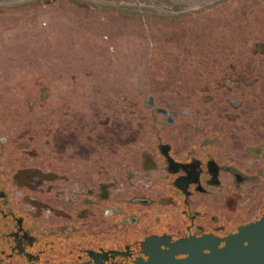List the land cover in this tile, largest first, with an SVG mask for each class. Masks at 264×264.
Returning <instances> with one entry per match:
<instances>
[{"label": "rangeland", "instance_id": "1", "mask_svg": "<svg viewBox=\"0 0 264 264\" xmlns=\"http://www.w3.org/2000/svg\"><path fill=\"white\" fill-rule=\"evenodd\" d=\"M161 136H214L264 168V0H0V158L19 206L46 217L89 185L135 192Z\"/></svg>", "mask_w": 264, "mask_h": 264}, {"label": "flooded vegetation", "instance_id": "2", "mask_svg": "<svg viewBox=\"0 0 264 264\" xmlns=\"http://www.w3.org/2000/svg\"><path fill=\"white\" fill-rule=\"evenodd\" d=\"M171 137H159L150 167L158 174L149 184L115 196L111 182H100L95 189L89 185L81 203L66 209L49 206L46 217L36 207L19 206L28 203L24 199L12 198V187L17 188L21 178L13 168L7 172L0 158V264H134L147 258L146 240H222L264 216V195L245 209L241 206L251 186L263 178V166L242 167L214 136L186 141L182 149ZM88 240L129 241L83 245Z\"/></svg>", "mask_w": 264, "mask_h": 264}, {"label": "water", "instance_id": "3", "mask_svg": "<svg viewBox=\"0 0 264 264\" xmlns=\"http://www.w3.org/2000/svg\"><path fill=\"white\" fill-rule=\"evenodd\" d=\"M156 110L168 114L164 109ZM168 120L172 123V116ZM165 156L172 163L166 153ZM143 246L147 258H140L134 264H264V216L239 226L222 240H213L211 236L175 242L146 240Z\"/></svg>", "mask_w": 264, "mask_h": 264}]
</instances>
